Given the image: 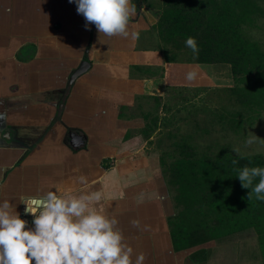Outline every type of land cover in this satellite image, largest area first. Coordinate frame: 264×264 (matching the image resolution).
<instances>
[{
	"label": "crops",
	"instance_id": "obj_1",
	"mask_svg": "<svg viewBox=\"0 0 264 264\" xmlns=\"http://www.w3.org/2000/svg\"><path fill=\"white\" fill-rule=\"evenodd\" d=\"M159 15L0 0V264H192L172 247L156 132L137 108L204 63L164 61L144 34Z\"/></svg>",
	"mask_w": 264,
	"mask_h": 264
},
{
	"label": "trees",
	"instance_id": "obj_2",
	"mask_svg": "<svg viewBox=\"0 0 264 264\" xmlns=\"http://www.w3.org/2000/svg\"><path fill=\"white\" fill-rule=\"evenodd\" d=\"M130 2L138 11L140 0ZM157 8L160 15L153 29L160 44L153 48L165 62L179 61L176 51L186 49L193 62L228 64L234 80L228 90L239 106L238 115L251 119L264 113V42L252 33L264 19V0H161ZM141 115L146 119L141 131L151 135L159 128L157 119H149V112ZM239 123L228 122L232 129ZM195 136L167 132L157 138L158 146L168 142L159 164L173 193L174 213L167 223L174 251L192 249L188 260L203 264L208 258L205 243L252 229L264 264V151L234 153L218 141L201 146Z\"/></svg>",
	"mask_w": 264,
	"mask_h": 264
},
{
	"label": "rangeland",
	"instance_id": "obj_3",
	"mask_svg": "<svg viewBox=\"0 0 264 264\" xmlns=\"http://www.w3.org/2000/svg\"><path fill=\"white\" fill-rule=\"evenodd\" d=\"M141 5L152 4L157 7L161 0H140ZM260 28L253 29V35L264 42V19ZM156 34L153 27L144 34ZM154 34V35H155ZM160 44L157 36L151 41L153 47ZM154 49V48H153ZM176 59L182 62H193L192 52L182 49L176 51ZM190 75H186L190 85H169L154 102L153 95L141 100L143 109L137 113L149 112L150 118L157 119L154 147L158 154L167 149L168 142L157 145L158 136L167 132L174 134H193L201 146L218 141L230 145L234 153L251 154L264 151V113L251 119L246 114L238 115L239 106L228 90L234 85L228 64H203ZM199 80H193V78ZM192 78V80H190ZM141 111V112H140ZM145 118V117H144ZM239 120L236 128L228 124L229 120ZM146 121V119H145ZM150 123V120H149ZM207 129V130H206ZM156 151V152H157ZM167 187V186H166ZM163 186L168 202L174 213L172 194ZM171 193V192H170ZM170 213V211H169ZM208 249L206 264H262L257 236L252 229H247L219 241L213 240L203 245ZM190 249L187 250V252Z\"/></svg>",
	"mask_w": 264,
	"mask_h": 264
},
{
	"label": "water",
	"instance_id": "obj_4",
	"mask_svg": "<svg viewBox=\"0 0 264 264\" xmlns=\"http://www.w3.org/2000/svg\"><path fill=\"white\" fill-rule=\"evenodd\" d=\"M89 66V63L87 61H82L79 65V67L71 74L69 78V83H72L73 79H75L79 74L85 72L87 67Z\"/></svg>",
	"mask_w": 264,
	"mask_h": 264
},
{
	"label": "flooded vegetation",
	"instance_id": "obj_5",
	"mask_svg": "<svg viewBox=\"0 0 264 264\" xmlns=\"http://www.w3.org/2000/svg\"><path fill=\"white\" fill-rule=\"evenodd\" d=\"M144 99H145V98H144ZM144 99H142V100H144ZM137 109H138V110H139V109H142V106H139V108H137Z\"/></svg>",
	"mask_w": 264,
	"mask_h": 264
},
{
	"label": "built area",
	"instance_id": "obj_6",
	"mask_svg": "<svg viewBox=\"0 0 264 264\" xmlns=\"http://www.w3.org/2000/svg\"><path fill=\"white\" fill-rule=\"evenodd\" d=\"M22 222H23V224H25L26 223V220H23Z\"/></svg>",
	"mask_w": 264,
	"mask_h": 264
}]
</instances>
